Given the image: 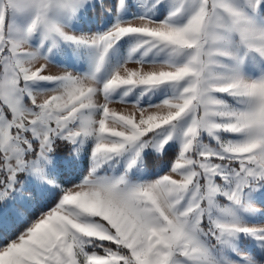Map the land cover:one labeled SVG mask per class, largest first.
Instances as JSON below:
<instances>
[{
	"label": "snow or ice",
	"instance_id": "snow-or-ice-1",
	"mask_svg": "<svg viewBox=\"0 0 264 264\" xmlns=\"http://www.w3.org/2000/svg\"><path fill=\"white\" fill-rule=\"evenodd\" d=\"M0 264H264V0H0Z\"/></svg>",
	"mask_w": 264,
	"mask_h": 264
}]
</instances>
